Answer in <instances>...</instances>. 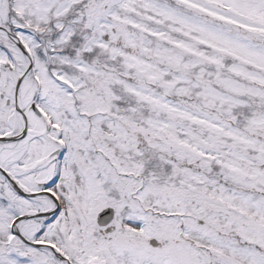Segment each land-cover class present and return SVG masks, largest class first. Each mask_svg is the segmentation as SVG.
Listing matches in <instances>:
<instances>
[{
  "label": "snow or ice",
  "instance_id": "1",
  "mask_svg": "<svg viewBox=\"0 0 264 264\" xmlns=\"http://www.w3.org/2000/svg\"><path fill=\"white\" fill-rule=\"evenodd\" d=\"M0 264H264V0H0Z\"/></svg>",
  "mask_w": 264,
  "mask_h": 264
}]
</instances>
